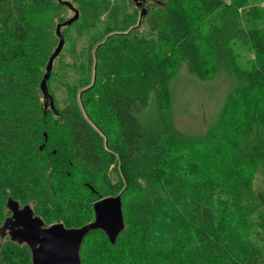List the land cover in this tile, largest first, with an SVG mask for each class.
Instances as JSON below:
<instances>
[{
    "label": "trees",
    "instance_id": "obj_1",
    "mask_svg": "<svg viewBox=\"0 0 264 264\" xmlns=\"http://www.w3.org/2000/svg\"><path fill=\"white\" fill-rule=\"evenodd\" d=\"M52 1L0 0V223L11 197L35 203L47 222L81 227L98 198L121 190L124 232L114 246L91 233L81 264H264V31L241 29V0H157L165 8L147 0L138 26L129 0H103L107 37L93 38L87 57L93 90L79 107L55 108L60 125L37 95L47 47L31 22ZM238 41L253 50L248 69L235 61ZM182 65L198 81L230 80L208 133L173 123ZM57 138L63 148L45 175ZM0 255V264H30L25 247Z\"/></svg>",
    "mask_w": 264,
    "mask_h": 264
},
{
    "label": "rangeland",
    "instance_id": "obj_2",
    "mask_svg": "<svg viewBox=\"0 0 264 264\" xmlns=\"http://www.w3.org/2000/svg\"><path fill=\"white\" fill-rule=\"evenodd\" d=\"M61 1L68 2L72 6V9L56 1H52L53 5L48 10L46 9L31 16L33 29L40 35V38L47 47L46 56L43 60L44 67L41 69V76L45 74V65L58 43V38L55 35L56 25L62 24L76 16V19L71 25L61 26L60 30L64 37V46L53 62L51 74L47 81L48 91L53 97L54 106L57 110H61L64 106L69 104L79 107L81 93H87L89 90H93L92 75H90L89 80L87 76L88 53L91 49L96 47L92 45L94 41L93 38L98 39L99 36H101L103 41L107 37L106 34H103L104 36L100 35L102 31L101 23L104 16L100 17L98 13L100 11L99 9L103 8V0ZM220 1L224 5H229L231 1L234 2V0ZM236 2L238 5L239 0H236ZM240 5L241 7H239V11H237V15L241 29L244 31H264V0H241ZM251 7H255V17L247 16V12ZM132 9V6L129 7L130 11ZM134 19L137 21L138 15H136ZM201 27L203 29L207 28L204 22L201 24ZM234 44L232 49L237 65L242 69H248L250 65L254 63L253 50L240 41ZM90 46L91 48H89ZM221 75L225 76L224 73ZM223 76L215 82H202L198 81L195 76L188 72L186 65L180 67V71L177 73L172 83L173 98L176 102V104L175 102L173 104L175 107L174 113L172 112V120L178 130L188 135L208 133V126L212 125V122L215 120L218 110L221 109L225 94L229 89L230 80L227 76H225L226 79L224 80ZM38 91L39 94L37 95L45 112L44 114L53 118L54 122L60 125L61 123L54 114V111L50 109L49 103H47L48 107H45L46 101L43 102L44 98L40 88ZM259 91L262 90L259 89L255 91V95L262 98V93H259ZM94 95H96V93H94ZM260 107L264 112V101L260 102ZM150 120L151 117L149 113L145 114L144 121L149 122ZM53 143L54 140L52 143L49 142L48 145V148L50 147L47 153L48 165L42 170L45 175L49 170L53 169V165L50 164L56 163L54 160L55 157H52L55 155V150L59 149L62 151L63 148L60 144V138H57L55 142L57 145ZM43 146L44 145H42V147ZM111 168H113V166ZM117 175L119 179H121V174L118 173ZM108 179L111 184L117 181L116 175L112 169L109 170ZM139 184H141L140 186L142 189L147 188V186L144 185L145 183ZM3 214L5 217V213ZM41 219L46 227L53 223L61 222V220L47 222L43 217ZM9 245L8 239L3 242L0 241V247ZM26 250L28 251L27 248ZM2 260L3 257L0 255V263Z\"/></svg>",
    "mask_w": 264,
    "mask_h": 264
},
{
    "label": "water",
    "instance_id": "obj_3",
    "mask_svg": "<svg viewBox=\"0 0 264 264\" xmlns=\"http://www.w3.org/2000/svg\"><path fill=\"white\" fill-rule=\"evenodd\" d=\"M55 1L72 9V6L68 2H63L61 0ZM133 1L140 9V20V18L144 17L147 13L146 9L142 6L147 0ZM137 1H139V3H137ZM148 1L156 4L160 8H165L166 6L165 3H160L157 0ZM75 19L76 16L62 24L56 25L55 35L58 38V43L47 61L45 74L39 85L42 96L46 101L45 107H47V103H49L50 109L54 111L55 115H57L58 112L55 110L53 97L48 91L47 80L49 79L53 62L64 46V38L60 32L61 26H69ZM88 188L92 191L90 187ZM121 195L122 193L116 196L101 197L99 200L95 201L92 204L93 220L81 227L72 228L65 227L61 222H56L46 227L43 220L35 215V203L21 205L19 201L8 197L3 208L7 217L3 219L0 225V241L3 242L8 239L10 244H14L17 247H26L29 251L30 264H81V248L85 238L91 233H103L109 244L114 246L119 236L124 232L126 226L122 212ZM100 205L106 206L102 215L97 212V207ZM13 206L15 208L14 211ZM25 210L30 214V218L38 224H41L42 227L38 229L18 227L17 215L25 212ZM53 228L59 230L57 233L59 239L55 242L52 237L45 235V233L51 232Z\"/></svg>",
    "mask_w": 264,
    "mask_h": 264
},
{
    "label": "snow or ice",
    "instance_id": "obj_4",
    "mask_svg": "<svg viewBox=\"0 0 264 264\" xmlns=\"http://www.w3.org/2000/svg\"><path fill=\"white\" fill-rule=\"evenodd\" d=\"M184 2L186 4H192L195 5L196 4V0H184ZM105 207L104 205H100L97 207V212L98 214H103V212L105 211ZM15 210L14 206H13V211ZM17 226L21 227V228H40L42 227L41 224H38L37 222H35L34 220H32L30 218V214L27 213V211L25 210V212H22L20 214L17 215ZM58 229L57 228H53L51 232L45 233V235H48L50 237L53 238V241L55 242L56 240L59 239V237L57 236L58 233Z\"/></svg>",
    "mask_w": 264,
    "mask_h": 264
},
{
    "label": "flooded vegetation",
    "instance_id": "obj_5",
    "mask_svg": "<svg viewBox=\"0 0 264 264\" xmlns=\"http://www.w3.org/2000/svg\"><path fill=\"white\" fill-rule=\"evenodd\" d=\"M130 1V3L132 4V8H133V10H135L136 12H138V13H140V9L138 8V7H136V4L134 3V1L133 0H129ZM146 2V1H145ZM145 2L143 3V6L145 5ZM134 3V4H133ZM137 3H139V1H137ZM139 22H140V20H139V14H138V19H137V26L139 25ZM60 32H61V30H60ZM64 38V37H63ZM100 198H98V200H99ZM4 215V214H3ZM7 216H6V214H5V217L3 216V219L4 218H6ZM10 243V242H9Z\"/></svg>",
    "mask_w": 264,
    "mask_h": 264
},
{
    "label": "bare ground",
    "instance_id": "obj_6",
    "mask_svg": "<svg viewBox=\"0 0 264 264\" xmlns=\"http://www.w3.org/2000/svg\"><path fill=\"white\" fill-rule=\"evenodd\" d=\"M45 136V135H44Z\"/></svg>",
    "mask_w": 264,
    "mask_h": 264
}]
</instances>
